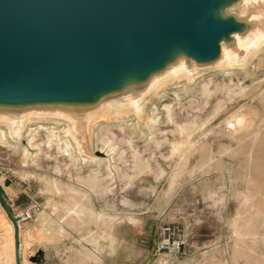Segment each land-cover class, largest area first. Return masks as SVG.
I'll return each instance as SVG.
<instances>
[{
  "label": "rangeland",
  "instance_id": "1",
  "mask_svg": "<svg viewBox=\"0 0 264 264\" xmlns=\"http://www.w3.org/2000/svg\"><path fill=\"white\" fill-rule=\"evenodd\" d=\"M257 4L261 5L264 13V0ZM246 58L241 56L237 66L252 70ZM256 58L257 62L259 57ZM259 70L256 76L264 78V68ZM211 72L214 75L217 73L213 75L212 89L216 83L229 82L225 74H218L216 70ZM234 81L238 82V79L235 77ZM244 82L245 86L252 84L250 79ZM193 98L197 99L196 104L189 103ZM160 100L155 107L160 109L157 113L160 121L154 132L143 127L144 139L131 133L132 126L105 125L101 128L100 142L93 151L94 155L104 159L99 170L103 184L94 190L87 181L83 180L85 184L78 182V177L87 179L93 174L90 165L81 162V172L78 173L74 164L76 158L67 160L60 156L55 160L56 145L50 152L52 158L46 156V149L42 145L41 152L31 149L28 162L24 163L22 146L14 149L0 142L1 195L14 214L23 212L35 203L41 205L32 219L20 223L22 264H234L235 251L239 253L238 264L244 263L241 253L247 250L235 248L233 224L238 222L244 226L256 212L264 210V199L260 202V195L257 194L255 198L258 199L251 200L245 206L238 199V193L244 191L253 194L258 187L264 192V156H254L253 160H249L241 153L223 155L215 159L214 168L202 172L197 167L205 157H200L196 152L190 155L186 167L173 178L181 164V157L173 153V148L175 142L187 140V135L180 134L176 124L197 119L199 127L196 126L193 131L192 141L200 145L209 139L217 151L222 143H231L227 137H221L228 131L230 116L248 111L249 119L258 121L264 115V103L258 99H239L229 103L211 123H206L216 103L215 97L206 104V98L202 97L200 91L189 93L179 100L174 92H168ZM165 102L174 106L175 123L169 122L164 110L161 111ZM256 112L258 117L255 116ZM148 119L147 116L144 122ZM39 134L41 136H37L36 143L46 138L44 132ZM129 138H133V142H127ZM21 142L24 146L23 140ZM132 148L138 150L141 159L148 161V167L135 168ZM36 153L38 156L33 163L32 158ZM58 166L61 171H58ZM53 179L62 182L64 189L60 187L63 190L60 189V194L52 189ZM72 196L80 204L87 203L89 208L103 213L105 218L115 220L111 224V236L101 233L103 222L94 218L86 217L83 222L59 221L62 213L53 211V202L69 203L74 199ZM42 212L53 217V223L49 226L51 230L49 227L43 228L37 221ZM130 217L137 218L136 223ZM255 223L257 236L249 237L247 241L255 245L251 252L260 256L264 255V223L260 218ZM167 239L168 247L162 248ZM177 243H181L180 249ZM9 244L12 248L15 245V225L0 202V252H5ZM82 252L91 255L86 258L80 255Z\"/></svg>",
  "mask_w": 264,
  "mask_h": 264
},
{
  "label": "water",
  "instance_id": "2",
  "mask_svg": "<svg viewBox=\"0 0 264 264\" xmlns=\"http://www.w3.org/2000/svg\"><path fill=\"white\" fill-rule=\"evenodd\" d=\"M260 0H0V122L75 123L145 100L183 70L211 71L264 34ZM263 8V7H262ZM15 262L22 264L19 217Z\"/></svg>",
  "mask_w": 264,
  "mask_h": 264
},
{
  "label": "bare ground",
  "instance_id": "3",
  "mask_svg": "<svg viewBox=\"0 0 264 264\" xmlns=\"http://www.w3.org/2000/svg\"><path fill=\"white\" fill-rule=\"evenodd\" d=\"M246 50V59L248 63H250L253 67L252 70L238 68L237 65L239 60L236 59V57L231 53H227L223 62L218 64L212 71L216 70L217 72H219L218 74H225L227 77L226 79H228L229 82L216 83L214 84V89H212L211 87L214 75V73H212L211 71H208L206 73H204V71L195 70L178 71L169 76L167 79L158 83L155 86L153 92L147 98H145V100L142 99L133 101L103 111L97 118L90 122L88 126V135L86 136H81L78 133L79 131L77 130L75 123L67 118H61L52 115L34 116L29 117L27 120H25L22 123L23 125L21 127L15 126V124H12L11 122H0V142L6 147L14 149H18V147L22 146V151L24 152V163L28 162V157L31 153L30 150L39 149L41 152L40 148L42 147V145L46 149V156L52 158V154L50 152L56 145L57 155H53V158L55 157V160H58V157L60 156H64L65 158H67V160L76 158L74 164L76 165L75 167L77 172H81V168L79 167V164L81 162L90 165L93 174L89 173L91 175L88 176L87 179L81 176L78 177L80 179L78 182H83V180H85L89 184L88 186H90L94 190L101 187L103 184L102 179L100 178L101 173L99 170L104 159H101V157L94 155L93 151L100 142L101 128L105 125H116L119 127L132 126L131 133L138 135L139 137L144 139L145 133L143 131V127L151 132H154L156 130L157 122L160 121L157 114L158 112H160V109L155 108L156 102L161 101L160 99L165 97L168 92H174L175 96L179 100L189 93L195 94L197 91H200L202 97L206 98V104L209 103L211 98L215 97L217 99L216 103L213 107L211 116L206 119V123H211V121L221 115V113L228 107L229 103L237 101L239 99H258L259 101L264 103V78L256 76V73L260 71L259 69L264 68V34L258 35L251 44L246 46ZM255 58L257 59V62ZM241 74L243 75V80L240 79ZM215 75H217V73H215ZM235 77L238 79V82L234 81ZM248 79L252 81V84L245 86L244 81ZM221 96L223 98H221ZM189 103L196 104L197 99H190ZM162 105L163 109H161V111L164 110L163 112L166 113V119L169 122L175 123L173 104L165 102ZM198 110H200V108H198ZM256 114L257 112L255 113V116L258 117L259 115L257 116ZM248 115V111H242L241 113L232 114L230 116L227 122L228 131L221 137H227L231 143H222L217 151L215 150V148L213 147V143H211L209 139L203 141L200 145H196L192 141V133H194L193 131L196 129V126L199 127V125H197V119H193L192 121L184 124H176L179 133L182 135H187V140L174 143L173 153H178L180 155L181 164L179 170L174 173L173 178H176L178 173L182 171V168L186 167L188 159L189 157H191L190 155L196 154V152L200 154V157H205L203 162L199 163L198 167L196 166L197 169L202 172H208L210 169L214 168L213 163L216 162L215 159H217V157L221 158L223 155L234 156L241 153L248 156L249 160H253L255 158L254 156H256L257 158L259 156H264V115L261 116L260 120L258 121H255V118L249 119ZM147 116L149 117V119L144 122V119H147ZM40 132H44L46 138L43 142L36 143L37 136H41V134H39ZM17 138L19 139L17 140ZM153 139H155V137ZM21 140H23V143H25L24 146L22 145ZM131 140H133V138H129L127 142H133ZM132 149L136 160L135 168L145 169L146 167H148L150 165L148 161L141 159L138 150H135L134 148ZM37 154L38 153H36L32 158L33 163L36 162L38 156ZM217 164L216 168H218ZM58 171H61V168L59 166ZM51 181L50 184L52 185V189L56 190L57 193L60 194L59 191L62 190V188L60 187H63L61 186L62 182H60V179H53ZM70 191L72 192L73 190L71 189ZM73 193L76 195L78 191L77 193ZM257 194L260 195V202H262L264 199V192H262V188L259 187L256 189V193L253 194H248L244 193V191H240L238 193V199H240V201H242V203L247 206L251 200L253 202L254 200L258 199L255 198ZM71 195L73 194L71 193ZM71 195H69L70 198ZM73 196L72 198L74 199H71L72 201L69 203L59 204L60 202L58 203L56 201V203H51L54 212L62 213V215L60 214L62 217L59 221L61 223L69 222V220L83 222L85 221L84 218L86 217L91 218V220L94 218L98 222H103L101 224L102 227L104 226V228L102 230L103 232L101 233L111 236V229L113 226L111 224L112 222L114 223L115 220L113 221L111 217L105 218L103 213L101 214L100 212H96L93 208H89L90 205L89 207L86 206L87 203L86 205L80 204L81 202L79 203L76 200V197ZM70 198L67 199L70 200ZM81 198L84 197L81 196ZM239 213L240 211L238 212V214ZM259 218L261 219L262 223H264V210H259L258 212H256L255 215L252 216L249 220L250 223L247 221L244 226L238 222L233 224V237H235L236 239L235 248H245L247 250L241 253V256L244 259L243 264H264V255L262 254L258 256L255 253H252L251 249L254 250L255 245L249 244L247 241L249 237L253 238L257 236V233H255V222L258 221ZM129 219L134 223H136L137 221V218L135 219L133 217H130ZM37 221L43 228H47L53 223V217H51L49 213L47 214L45 212H42L39 214ZM57 227L62 228L61 226ZM50 228L51 227H49V229ZM55 229L56 231H58L57 228ZM98 233L99 235H101L100 232ZM4 253L5 255H3ZM237 254L239 253L235 251V254L233 256L234 264H238L240 261L237 257ZM80 255L89 258L91 254H89L88 252H82L80 253ZM0 264H16L14 244L13 248L12 245L9 244V247L5 249V252H3V250L2 252H0Z\"/></svg>",
  "mask_w": 264,
  "mask_h": 264
},
{
  "label": "built area",
  "instance_id": "4",
  "mask_svg": "<svg viewBox=\"0 0 264 264\" xmlns=\"http://www.w3.org/2000/svg\"><path fill=\"white\" fill-rule=\"evenodd\" d=\"M40 208H41V205L39 203H35L34 205H32L30 208L24 210L23 212L15 214L16 217H19L21 219L19 221V224H20V222L32 219L34 214H36L37 211L40 210ZM167 230L169 231L170 228H168ZM168 244H169V239L164 241L162 248L168 247ZM176 246H177V248L180 249L181 243H177Z\"/></svg>",
  "mask_w": 264,
  "mask_h": 264
}]
</instances>
